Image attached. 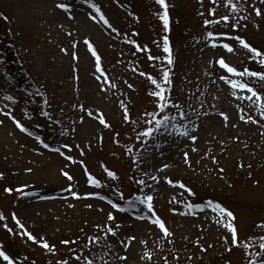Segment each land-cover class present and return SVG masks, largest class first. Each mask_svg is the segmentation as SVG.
I'll list each match as a JSON object with an SVG mask.
<instances>
[{"label": "rangeland", "instance_id": "1", "mask_svg": "<svg viewBox=\"0 0 264 264\" xmlns=\"http://www.w3.org/2000/svg\"><path fill=\"white\" fill-rule=\"evenodd\" d=\"M56 2L0 0V13L7 17L5 20L0 16V52L10 50V45L5 43L17 42V52L26 65L24 70L41 91V95H33L22 87L23 83L5 72L8 61H0V108L11 111L28 129L22 131L10 117L0 113V121H3L0 123V213L14 228L8 235L5 224L0 223V248L12 257L25 254L29 259L25 264H57L65 259L68 264H84L83 259L77 260L70 250L87 256L91 249L97 258L96 264H100V258L108 261L109 252L113 256L123 254L125 249L119 242L135 236L127 248V259L116 260L115 264H165V260L167 264H225V261L247 264L246 252L251 249L244 247V243L249 242L246 238L264 235V228L254 227L264 219V117L251 101L240 99L239 95L232 96L231 85L222 77L242 79L261 93H264V80L234 77L221 68L218 60L223 57L240 70L245 66L264 70V66L249 60L251 53L232 36L216 38L213 47L203 34L207 30L240 35L264 51V2L255 0L261 8V16H256L250 7L253 0H240L245 10L232 14L230 22L206 26L202 20L211 18L209 8L215 7L217 16L229 14L224 0L215 5L211 0H168V33L163 32L157 16L162 9L156 0H92L118 30L116 32L102 21L91 20L89 12L98 14L85 0H67L72 5L69 10L59 9ZM67 12H71V16ZM199 12L204 16L198 15ZM244 15L247 19H240ZM237 20L240 26L232 29L231 23ZM164 34L169 35L175 57L172 96L179 99L187 119L198 125L189 127L190 134L197 136V140L193 142L187 137L169 134L158 148L144 157V163H137L138 172L130 159L137 155L141 143L135 140V135L145 126L146 118H142V113L152 111L155 104L149 95L154 86L148 76L141 73L160 77V62H152L149 55H163ZM125 35L128 41L137 40L141 47L147 45V50L138 51L124 39ZM85 36L101 56L103 73L116 84L115 88L95 70V58L84 42ZM220 39L230 43L233 50L225 49ZM73 41L77 42L75 48ZM73 51L77 53L76 59L71 55ZM97 76L101 77L99 82ZM101 83L105 84V90L100 89ZM7 95L16 99L8 101ZM43 96L53 102L47 109L52 111L47 118L41 117L39 112H46L41 108ZM121 103L128 108L131 121L135 123L122 120ZM79 105L101 109L111 127L89 117ZM24 112L29 115H23ZM220 112L227 114V121ZM242 115H251L259 123L245 122L240 119ZM180 122L177 117V123ZM64 144L71 147L64 149ZM129 145H132L131 151ZM184 152L188 153L190 164L185 162ZM68 155L73 157L72 161L67 159ZM160 164L169 167L157 171ZM106 169L115 171L117 177H109ZM62 170L69 172L72 179L65 177ZM89 174L100 180V184L87 183ZM151 176H159V179L153 181ZM165 176L173 181L181 180L187 187L169 184ZM139 179H144L145 184L140 185ZM34 184L64 189L66 195H48L38 190L21 195ZM6 187L18 190L8 193L4 191ZM188 188H192L199 200L191 196ZM149 189L156 214L171 232L167 238L148 219L139 218L149 215L144 206L128 207L129 196L148 194ZM70 191L80 193L79 198L72 197ZM86 192H99L100 195H83ZM121 192L123 196L118 194ZM205 197L218 199L235 214L238 239L243 243L233 246L231 251H225L221 239L228 233L216 223L219 213L208 206L209 200L203 201ZM87 199L101 201L109 210L90 215V207L84 204ZM108 200L121 203L126 210L114 213L117 221H123V226L118 235L109 234L101 246L92 247L88 244L89 238L100 236L102 232L96 225H104L107 213L113 211ZM81 202L84 210L79 208ZM189 203L201 207L188 208ZM172 208L177 211L173 212ZM13 213L38 240L43 238L55 245V252L21 235ZM197 239L205 246L204 250L195 243ZM63 240H75V243L64 245ZM108 242H111V249L105 246ZM81 249L84 250L82 254ZM145 249L151 251V260L140 259ZM0 264L6 262L0 258Z\"/></svg>", "mask_w": 264, "mask_h": 264}, {"label": "snow or ice", "instance_id": "2", "mask_svg": "<svg viewBox=\"0 0 264 264\" xmlns=\"http://www.w3.org/2000/svg\"><path fill=\"white\" fill-rule=\"evenodd\" d=\"M212 4H218L219 0H211ZM261 2H264V0H261ZM86 4H90L91 8L95 10V13L97 15H93L91 12L88 13L91 20L93 21H102L104 25H107L109 29H111L113 32L118 31L116 28L113 27V25L109 22L108 18L105 16V14L101 11V8L92 0H85ZM156 3L161 7L162 11L157 13V16L159 20L162 22L163 25V32L168 33L170 31V15H169V5L166 2V0H156ZM224 5L226 8L229 9V14H224L222 16L216 15V9L215 7L209 8L207 11L209 13V16L211 18H203L202 24L206 26H210L213 24H218L220 22H230L233 18L232 14H239L241 11L245 10V4L241 3L240 0H224ZM56 7L62 10H69L71 9L72 5L67 2V0H57ZM252 7L254 13L256 16H261L262 11L261 8L255 3V0H253V3L250 5ZM67 15L71 16V12H67ZM198 15L204 16L203 12H199ZM250 15V14H248ZM0 16H3L2 13H0ZM3 19H7L6 16H3ZM240 19H247V15L241 16ZM240 26L239 20L236 22L231 23V28L236 29ZM258 27V25H257ZM135 29H133V32ZM71 35V33H69ZM204 38L209 42L212 43L213 47L216 46L217 39L216 38H223L225 36H232V39L237 41L244 49L248 50L251 55L248 56L249 60L256 61L259 65L264 66V51H261L259 48L254 47L251 43H249L245 37L240 35H232L229 32H217V31H205L204 32ZM124 39L128 41L127 35L124 36ZM84 42L87 45V48L91 51V55L95 58V70L102 73V78L111 83V87L115 88L116 84L114 82L109 81V78L106 74L103 73V69L101 66V56L97 53L95 47L90 42L89 38L87 36L84 37ZM130 44L135 45L136 49L138 51H145L147 50L148 46L144 45L141 47V45L137 42V40L132 39L128 41ZM223 44V47L225 49H228L229 52L233 50L232 45L230 43H223L222 39L219 40ZM77 42H72V47H76ZM63 52H67V49H61ZM162 52L163 55H157L152 56L149 55V59L152 62L159 61V70H160V77L157 78L156 76H152L150 73H141V75H147L150 79V83L152 86H154L153 90L149 92V95H151L154 100V108L152 111H145L142 113V118L145 119V126L142 128L141 131L137 132L135 135V140L140 141L139 144V151L136 156L131 157L132 160V166L137 167V163H144V157L152 153L156 148L160 146V143L162 140H166L167 136L169 134H178L184 137H187L191 141H196L197 136L191 135L189 132V127L195 128L198 125L193 124L191 121L187 119V113L182 109L180 105V101L178 98H174L172 96L171 87H172V70L175 66L174 61L175 57L173 54V49L171 46L169 35L164 34L162 36ZM73 59L77 58V53L73 51L71 53ZM166 62V64L164 63ZM211 63V61H209ZM218 64L221 66L222 69H226L228 73L233 74L234 77H243V76H250L254 78H259L260 80H264V70H252L249 67L245 66L242 70L238 69L237 67H234L227 63L223 57H221L218 60ZM75 79H78V76L75 77ZM97 81L101 79L100 76L96 77ZM228 84L231 85L232 96H238L240 99H247L251 101L253 105L256 106V110L258 111L259 115L261 117H264V93H261L258 91L255 87H253L250 83L245 82L242 79H236V78H229L228 76L222 77ZM101 90H105V84L101 83L100 85ZM130 88L132 85H128ZM6 99L8 101H13L16 99L13 95H7ZM47 103V101H44ZM76 107V105H74ZM81 109H83L89 117H95L100 124L104 125L105 127H111V125L107 122L105 119L103 112L101 109H86L84 105H79ZM121 108L123 109L122 114V120L125 122H132L135 123V121H131V116L129 113L128 108L125 106L124 103H121ZM194 111V110H193ZM0 113H3L5 116L10 117L17 128L21 129L22 131L27 132L28 129L25 127V125L21 122V120L17 119L15 115L11 111H4L3 108H0ZM23 115L27 116L29 115L28 112H24ZM43 115L48 116V112H44ZM219 115L224 118L225 121L228 120V116L225 112H220ZM177 117L180 118V123H177ZM81 120H83V116L80 117ZM241 120H244L245 122L252 121L254 123H259V121L254 120L253 116L248 115L247 117L241 116ZM0 123H3V121H0ZM56 123H59V121H56ZM187 125V126H186ZM67 131V129H65ZM163 133V135H160ZM117 137L119 136V133L115 134ZM42 142V141H41ZM117 143H119V140H116ZM223 143V141H221ZM46 148L48 147L47 144L44 145ZM71 147L69 144H64L63 148L68 149ZM128 150H132V145L128 146ZM193 151L196 149L193 148ZM63 154V153H62ZM207 155V153H205ZM184 159L186 163L190 164V161L188 160V153H183ZM67 159L69 161L73 160V157L71 155L67 156ZM212 160L215 161V156L212 157ZM83 163V161H81ZM169 167L167 164H160L157 171L165 169ZM241 167L243 165L241 164ZM30 171V169H29ZM63 171V170H62ZM107 175L112 178L117 177V173L113 170H108ZM137 171L139 172L140 169L137 167ZM221 172H223V169H220ZM63 175L67 177L69 180L72 179L71 175L67 171H63ZM143 175H148V173H143ZM251 175V173H249ZM0 176H2V173H0ZM131 179V178H130ZM151 180L155 181L159 179V176H151ZM164 180L167 181L169 184H179L181 187H187L184 185V183L181 180H175L173 181L168 176L164 177ZM87 183L89 184H100V180H98L96 177L92 176L91 174L88 175ZM138 183L140 185H144L145 181L144 179H139ZM23 187V186H21ZM71 184L68 185V188L71 189ZM14 190L11 187H6L4 189L5 192L11 193ZM188 191L192 193L194 196L195 193L191 188H188ZM119 195L123 196V193H118ZM70 195L74 198H79L80 193L76 191H70ZM83 195L85 196H99V192H86ZM153 195L151 194V189H149L148 194L141 193L140 195L136 196H129L128 197V207L129 209H134L139 205L144 206L147 210L149 215L147 216H140V219H148L152 224L158 227V229L163 233V236L165 238L171 236V232L168 227H166L165 221L155 212L154 205H153ZM108 203L110 204L113 211H110L107 213V222L104 225H96L97 229H102L100 236H92L88 240V244L92 247L101 246L102 241L106 239V237L110 234L112 236H116L119 233V229L123 226V221H117L115 212L116 211H126L122 208L121 203L116 202L115 200H108ZM208 206L213 207L215 211L219 213V219L216 220V223L220 225L221 227L225 228L228 235H224L221 237V239L224 241L225 251H231L233 246H239L241 243H243L241 240L238 239V228L235 223L236 217L233 211H231L228 207L222 205L220 202L217 201H208ZM91 207V205H89ZM188 208H200V204H194L189 203L187 205ZM173 212H176V208H172ZM3 214L0 213V218H2ZM13 219L15 220L16 224L18 225L19 229H21V235H26L29 239L36 241L38 243H41L42 246L50 251L55 252V245H50L45 239L40 238V240L37 239L35 235H33L31 232H28L25 228V225L20 221L19 218L16 217L15 213L12 214ZM6 228L8 227L6 224L4 225ZM256 228H264V219H261L257 222V224L254 226ZM11 231V229H9ZM135 239V236H128L124 240H121L119 243L123 246L125 249V252L123 254H120L118 256H113L111 252H109L108 255V261H104L103 258H100V264H115L116 260H126L127 259V248L131 244V242ZM248 243H244L245 249H251V251L246 252L247 264H264V235H260L259 237L250 235L247 238ZM230 241V243H229ZM251 241H255V243H252ZM62 244L68 245L69 243H75V240L68 241L63 240L61 241ZM142 244H146V241H141ZM195 243L204 250V245L200 244L199 239L195 241ZM108 249L112 248L111 242H108L107 245H105ZM258 249V250H257ZM71 255L75 257L77 260H80L81 258L84 261V264H96L97 258L94 256V253L91 252V249H89V255L82 256L77 255V252L75 250H70ZM81 254L83 253V249L80 250ZM177 257L179 256V253L176 254ZM0 258L3 259V261L6 262V264H15V260L12 256H10L6 251H4L2 248H0ZM152 253L150 250L145 249L143 252V255L140 257L141 260H151ZM57 264H68L67 260H61L57 261ZM165 264H167V260H165ZM225 264H230V261H225Z\"/></svg>", "mask_w": 264, "mask_h": 264}, {"label": "trees", "instance_id": "3", "mask_svg": "<svg viewBox=\"0 0 264 264\" xmlns=\"http://www.w3.org/2000/svg\"><path fill=\"white\" fill-rule=\"evenodd\" d=\"M2 56V55H1ZM3 57V56H2ZM23 61L19 58V56L16 54V52H14L11 56V60L10 62H8V71L7 73L9 74L10 77H12V79L16 80V81H20L19 83H23L28 87H31L33 84L32 82H30V76L26 74V72L23 70V68L21 67V65ZM11 67H15V70L12 71ZM42 189H54V187L52 186H47L44 187ZM47 191V190H46ZM17 257L21 258L22 260H24V258L21 257V255H16ZM29 261L26 260L25 263H27Z\"/></svg>", "mask_w": 264, "mask_h": 264}, {"label": "bare ground", "instance_id": "4", "mask_svg": "<svg viewBox=\"0 0 264 264\" xmlns=\"http://www.w3.org/2000/svg\"><path fill=\"white\" fill-rule=\"evenodd\" d=\"M27 142L30 143V140H27ZM51 164L53 166H56V163H51ZM49 168H48V170H49ZM84 204L86 206L91 205V207H90L91 211L88 212L90 215H95L97 212H103V211H108L109 210L107 204H105V203H103L101 201H98L96 199H87V200H84ZM79 208L83 209L82 202L79 204ZM23 213H25V212L23 211Z\"/></svg>", "mask_w": 264, "mask_h": 264}]
</instances>
